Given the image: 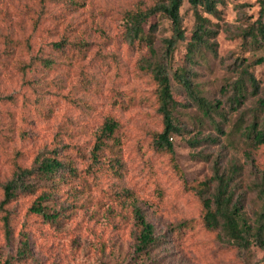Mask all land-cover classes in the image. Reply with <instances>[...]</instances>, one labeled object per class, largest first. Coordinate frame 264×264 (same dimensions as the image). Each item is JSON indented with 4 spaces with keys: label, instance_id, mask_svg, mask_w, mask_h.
Listing matches in <instances>:
<instances>
[{
    "label": "rangeland",
    "instance_id": "rangeland-1",
    "mask_svg": "<svg viewBox=\"0 0 264 264\" xmlns=\"http://www.w3.org/2000/svg\"><path fill=\"white\" fill-rule=\"evenodd\" d=\"M158 1L0 0V203L4 184L19 167H34L53 152L76 173L33 176L32 193H18L0 206V264H264L262 252L239 251L200 220V190L205 185L206 196L213 191L215 165L231 177L230 190L247 222L261 205L264 147L253 146L244 129L264 127V62L256 63L264 57L256 26L261 12L264 26V0H216V14L198 6L207 34L191 59L195 11L182 1L183 38L168 67L180 128L169 140L173 161L154 147L162 118L149 68L173 37L171 22L155 14L143 22V42L126 36L127 13ZM61 41L64 48L54 49ZM180 68L205 101H220L218 110L205 115L190 101L174 77ZM233 99L239 101L235 110ZM107 118L118 124V150L104 148L92 176L90 152ZM124 191L155 232L164 234L147 254L135 251L139 229ZM40 196L47 219L30 210ZM3 209L10 212L9 237ZM183 221L188 225L177 228ZM24 239L29 252L21 257Z\"/></svg>",
    "mask_w": 264,
    "mask_h": 264
},
{
    "label": "trees",
    "instance_id": "trees-1",
    "mask_svg": "<svg viewBox=\"0 0 264 264\" xmlns=\"http://www.w3.org/2000/svg\"><path fill=\"white\" fill-rule=\"evenodd\" d=\"M183 0H159L155 5H152L145 10L138 12H128L127 18L129 26L127 30V38L133 42L135 39L142 41L145 38L142 36L143 22L149 17L155 14L165 15L171 22L173 37L164 41L165 49L161 56V59L151 63L149 66L153 75V80L158 86L159 92V107L158 112L162 118V129L159 133L155 134L154 147L158 151H165L169 154L173 161V146L169 141L171 136L180 133V128L175 123L173 117V110L175 102L170 89V83L168 78L169 60L172 58L173 51L176 44L181 40L182 33L180 28V16L179 9ZM188 3L195 11L196 23L192 34V42L188 47L187 58L191 59L199 44L203 41V36L207 34L205 28L206 19L202 18L196 11L198 6L205 9L206 12L216 14V0H188ZM69 4L74 6L73 1H69ZM262 18V12L260 14L257 29L260 38L264 39V26L260 24ZM153 30V27H152ZM147 40V39H146ZM143 42V41H142ZM147 44H151L148 39ZM67 42L61 41L54 43L53 47L56 50H62ZM80 46H85V43H78ZM264 62V57L256 60L257 64ZM247 74V73H246ZM176 81L182 85L188 98L194 103L197 108L205 115L210 114L212 110L219 109L220 101H216L214 104H210L205 101L200 92L192 84L189 79V73L185 68H180L174 73ZM248 82H250L251 88L256 87L255 79L248 75ZM239 101L233 99L230 103L231 110H235V104ZM260 104L264 106V98L260 100ZM118 129V124L113 119L107 118L102 126L99 128L98 133L95 136L94 143L90 152L91 164L87 168V173L92 176H96L99 165L101 164V153L104 148L117 149L119 140L115 136V132ZM245 138L255 147H264V127L258 129L256 123H252L244 129ZM58 153L53 152L51 156H44L39 158V163L31 168H18L13 177L7 181L3 186V199L0 206L3 208L11 200L14 199L18 193H32L35 188V182L32 180L33 176L40 175L50 179L57 173L63 171L68 175H75V168L72 167L70 161L65 162L59 159ZM116 161V160H115ZM175 168L177 166L174 164ZM214 181L213 191L206 196V190L208 189L203 185L200 190L201 203L203 207V214L201 217V224L207 231L219 230L224 237L222 242L232 245L239 251H247L249 249H256L264 254V177L261 178L257 184V196L261 200L260 208L255 214L253 221L247 222V219L242 214V205L239 199L233 198V192L230 190L231 177H225L223 173L219 171L218 165H215L213 169ZM131 198V214L136 227L139 229L137 236L136 253L147 254L153 251L158 245H161L164 241V234H157L151 223H149L142 209L138 206L135 198L128 191H124ZM43 197L40 196L33 203L30 210L32 212L39 213L43 218H49L48 213L44 210ZM4 210L3 227L5 235L9 237L10 234V212ZM189 221L181 222L177 228H184L188 225ZM27 241L24 239L21 244L20 254L21 257L28 253ZM9 264L8 261L5 262Z\"/></svg>",
    "mask_w": 264,
    "mask_h": 264
}]
</instances>
